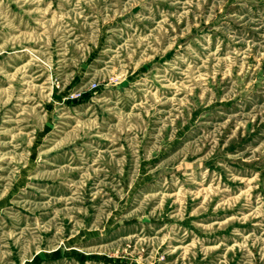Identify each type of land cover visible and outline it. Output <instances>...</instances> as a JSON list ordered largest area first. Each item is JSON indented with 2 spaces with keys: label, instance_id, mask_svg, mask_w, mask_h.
<instances>
[{
  "label": "rangeland",
  "instance_id": "374dc122",
  "mask_svg": "<svg viewBox=\"0 0 264 264\" xmlns=\"http://www.w3.org/2000/svg\"><path fill=\"white\" fill-rule=\"evenodd\" d=\"M0 264H264V0H0Z\"/></svg>",
  "mask_w": 264,
  "mask_h": 264
}]
</instances>
